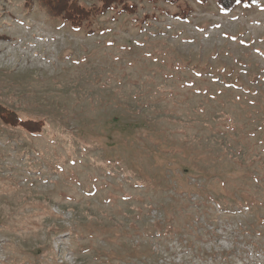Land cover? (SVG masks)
Segmentation results:
<instances>
[{
  "label": "rangeland",
  "instance_id": "1",
  "mask_svg": "<svg viewBox=\"0 0 264 264\" xmlns=\"http://www.w3.org/2000/svg\"><path fill=\"white\" fill-rule=\"evenodd\" d=\"M130 2L0 0V264H264V0Z\"/></svg>",
  "mask_w": 264,
  "mask_h": 264
},
{
  "label": "trees",
  "instance_id": "2",
  "mask_svg": "<svg viewBox=\"0 0 264 264\" xmlns=\"http://www.w3.org/2000/svg\"><path fill=\"white\" fill-rule=\"evenodd\" d=\"M45 12L48 18H59L66 21L71 27L87 28L88 34H92L91 27L92 19L105 14L107 11L117 9L118 13L135 14L136 6L130 0H97V4L85 5L80 0H33ZM90 1V0H83ZM152 2L156 0H150ZM174 2L175 0H164ZM259 0H214L215 5L219 10L230 11L238 5L249 6L255 5ZM25 6L31 7L32 0H25ZM185 6L176 13L181 19L189 17L191 11ZM0 122L11 127H20L30 133L40 132L43 128V123L35 120H22L19 116L9 108L0 104Z\"/></svg>",
  "mask_w": 264,
  "mask_h": 264
}]
</instances>
